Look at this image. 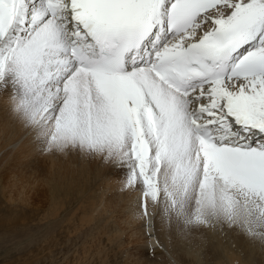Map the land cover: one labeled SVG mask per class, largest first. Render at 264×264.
<instances>
[{"label": "snow or ice", "instance_id": "6c2138e0", "mask_svg": "<svg viewBox=\"0 0 264 264\" xmlns=\"http://www.w3.org/2000/svg\"><path fill=\"white\" fill-rule=\"evenodd\" d=\"M9 86L50 148L129 166L145 214L264 236V0H0Z\"/></svg>", "mask_w": 264, "mask_h": 264}, {"label": "bare ground", "instance_id": "6f19581e", "mask_svg": "<svg viewBox=\"0 0 264 264\" xmlns=\"http://www.w3.org/2000/svg\"><path fill=\"white\" fill-rule=\"evenodd\" d=\"M12 95L11 86L0 90V193L8 201L33 192L57 223L54 199L77 189L81 217L108 223L122 239L129 264H264V236L243 224H188L163 193L157 201L148 199L145 214L142 185L127 186L129 166L72 146L50 148L45 129L15 110Z\"/></svg>", "mask_w": 264, "mask_h": 264}, {"label": "rangeland", "instance_id": "374dc122", "mask_svg": "<svg viewBox=\"0 0 264 264\" xmlns=\"http://www.w3.org/2000/svg\"><path fill=\"white\" fill-rule=\"evenodd\" d=\"M70 192L54 199L57 223L48 219L50 210L33 192L14 195L13 202L0 193V264L128 263L130 256L119 246L122 239L113 236L105 221L82 218L78 190Z\"/></svg>", "mask_w": 264, "mask_h": 264}, {"label": "clouds", "instance_id": "9594fccd", "mask_svg": "<svg viewBox=\"0 0 264 264\" xmlns=\"http://www.w3.org/2000/svg\"><path fill=\"white\" fill-rule=\"evenodd\" d=\"M58 150H62V149H58Z\"/></svg>", "mask_w": 264, "mask_h": 264}]
</instances>
